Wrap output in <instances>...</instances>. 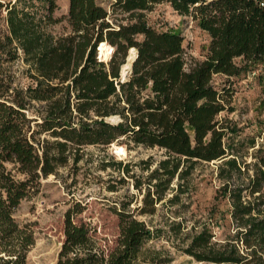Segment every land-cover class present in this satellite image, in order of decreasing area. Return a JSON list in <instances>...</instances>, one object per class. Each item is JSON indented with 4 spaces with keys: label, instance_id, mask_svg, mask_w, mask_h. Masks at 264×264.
Instances as JSON below:
<instances>
[{
    "label": "trees",
    "instance_id": "obj_1",
    "mask_svg": "<svg viewBox=\"0 0 264 264\" xmlns=\"http://www.w3.org/2000/svg\"><path fill=\"white\" fill-rule=\"evenodd\" d=\"M158 3L190 16L209 37L204 58L189 68L182 36L147 21L145 12ZM56 9V0H0L6 26L0 33V264H28L35 237L31 223L13 216L21 200L36 195L41 179L59 167L75 165L85 146L112 144L156 147L164 157L151 169L145 162L140 205L129 209V200L114 209L112 247L74 222L78 210L68 207L56 264H138L143 244L160 229L136 215L153 216L157 204L181 202L195 165L213 160H221L215 203L190 226L182 251L213 264H264V146L253 161H239L217 118L226 93L212 84L214 74L237 76L251 64L264 66V0H112L109 8L97 0H68L64 16L54 15ZM130 49L134 59L123 74ZM16 59L25 65V84L3 65ZM108 165L141 189L128 163ZM225 201L232 227L218 240L213 223L223 218L217 205ZM182 227L169 224L175 235Z\"/></svg>",
    "mask_w": 264,
    "mask_h": 264
},
{
    "label": "rangeland",
    "instance_id": "obj_2",
    "mask_svg": "<svg viewBox=\"0 0 264 264\" xmlns=\"http://www.w3.org/2000/svg\"><path fill=\"white\" fill-rule=\"evenodd\" d=\"M97 1L109 8L112 0ZM56 2L54 15L64 16L68 0ZM145 14L148 23L155 28L169 29L182 36L185 68L204 58L209 37L190 16L179 15L167 3L155 4ZM61 23L65 24V21ZM5 27L4 14H1L0 33ZM59 29L60 24L55 26L54 31ZM133 54L130 50L129 57ZM235 61L240 63L239 58ZM3 65L15 74L21 84L27 83L28 80L22 73L25 65L20 59ZM212 84L220 92L224 90L226 93V109L217 115L229 132L224 139L225 143L237 151L239 161H253L255 149L261 144L264 146L263 64H251L245 72L237 76L214 74ZM251 139L254 146H250ZM123 147L124 149L116 144L108 147L85 146L82 158L75 165L69 161L65 166L59 167L55 175L50 174L41 179L36 195L21 200L13 216L20 224L31 223L35 237L26 255L28 264H56L64 237V213L68 207L78 210L72 216L73 221L87 224L102 247L109 248L114 245L118 235V218L114 209L129 200V209L140 205L141 194L146 187L145 177L149 172L145 168V162L151 163V169L157 160L164 157L163 150L156 147ZM111 161H121V165L128 163L130 173L142 182L141 189L133 187L135 178L126 176L121 168L108 165ZM220 161L200 162L195 165L191 176L184 181V189H188L190 195L187 192L181 194V202L170 204L164 201L156 205L157 211L153 216L136 215V218L144 220L151 228L160 229V232L143 244L138 264H213L196 261L183 253L182 247H185L192 232L190 226L196 225V220L203 221L207 210L215 203L213 196L221 183L217 177ZM175 183L176 179L172 181L173 188ZM170 195L171 191H168L167 196ZM228 206L226 201L217 205L220 211L225 212L223 218L220 216L218 222L213 223L214 239H223L231 230ZM177 221L182 222L184 227L175 235L169 224Z\"/></svg>",
    "mask_w": 264,
    "mask_h": 264
},
{
    "label": "water",
    "instance_id": "obj_3",
    "mask_svg": "<svg viewBox=\"0 0 264 264\" xmlns=\"http://www.w3.org/2000/svg\"><path fill=\"white\" fill-rule=\"evenodd\" d=\"M133 59H134V55L131 56V57H128V64H129V67H127V68L125 69L126 71L130 69V66H131V63H132ZM122 70H123V69H122ZM126 71H125V73H126Z\"/></svg>",
    "mask_w": 264,
    "mask_h": 264
},
{
    "label": "bare ground",
    "instance_id": "obj_4",
    "mask_svg": "<svg viewBox=\"0 0 264 264\" xmlns=\"http://www.w3.org/2000/svg\"><path fill=\"white\" fill-rule=\"evenodd\" d=\"M131 51H133V49H130ZM127 67H129V64H128V62L122 67V69H123V72H125L126 70V68Z\"/></svg>",
    "mask_w": 264,
    "mask_h": 264
}]
</instances>
